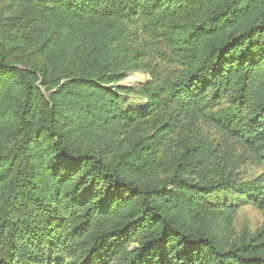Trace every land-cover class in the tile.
Returning <instances> with one entry per match:
<instances>
[{
	"label": "trees",
	"instance_id": "16d2710c",
	"mask_svg": "<svg viewBox=\"0 0 264 264\" xmlns=\"http://www.w3.org/2000/svg\"><path fill=\"white\" fill-rule=\"evenodd\" d=\"M8 21L0 264H264V226L220 233L229 193L264 208V173L237 181L219 148L179 132L208 116L264 164V0H0ZM137 70L153 82L114 87Z\"/></svg>",
	"mask_w": 264,
	"mask_h": 264
},
{
	"label": "rangeland",
	"instance_id": "374dc122",
	"mask_svg": "<svg viewBox=\"0 0 264 264\" xmlns=\"http://www.w3.org/2000/svg\"><path fill=\"white\" fill-rule=\"evenodd\" d=\"M9 17V16H8ZM10 20V19H9ZM12 21L1 25L0 24V38L5 34L8 27H12ZM140 27H134V37L137 43H140L142 39L146 40V37L142 34ZM133 36V35H132ZM32 45L24 46L19 52L16 51L11 54L13 60H21L22 53L29 51ZM153 76L149 71L137 70L126 73L121 81L114 83V87L122 88H135L140 89L145 85L153 82ZM122 93V102L125 108L134 107L138 111L142 107H147L148 100L139 94H133L128 92ZM228 103L224 100L222 107H226ZM221 107V108H222ZM219 110L220 107H216ZM181 131H192L197 134L199 139L208 140L219 148L218 161L220 167L227 170V173L233 174L237 181H252L259 175L264 173V164L258 159L255 153L246 147L244 144L236 139L224 136L216 127L214 122L205 115L199 117L195 124H187ZM189 125V126H188ZM174 146L178 144V134L175 135ZM222 198V195L215 197L213 194V200ZM227 201H231L238 206L237 213L234 216L232 228L228 230L220 229V233L228 236L229 242H239L241 238L248 237L254 234L259 228L264 226V208L261 209L254 204L247 201L246 197L237 192H231L228 194Z\"/></svg>",
	"mask_w": 264,
	"mask_h": 264
}]
</instances>
